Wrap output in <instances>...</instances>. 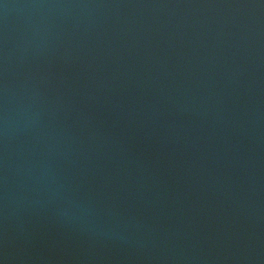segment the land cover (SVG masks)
I'll return each instance as SVG.
<instances>
[{
    "label": "water",
    "instance_id": "water-1",
    "mask_svg": "<svg viewBox=\"0 0 264 264\" xmlns=\"http://www.w3.org/2000/svg\"><path fill=\"white\" fill-rule=\"evenodd\" d=\"M0 264H264V0H0Z\"/></svg>",
    "mask_w": 264,
    "mask_h": 264
}]
</instances>
